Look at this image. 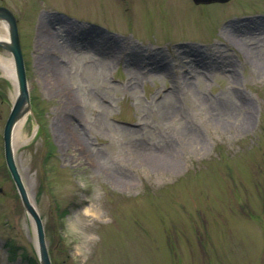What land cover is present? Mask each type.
I'll list each match as a JSON object with an SVG mask.
<instances>
[{
    "label": "rangeland",
    "instance_id": "obj_1",
    "mask_svg": "<svg viewBox=\"0 0 264 264\" xmlns=\"http://www.w3.org/2000/svg\"><path fill=\"white\" fill-rule=\"evenodd\" d=\"M0 6L31 94L15 161L52 264H264V0ZM16 92L0 69V264H33L6 246L37 257L5 162Z\"/></svg>",
    "mask_w": 264,
    "mask_h": 264
},
{
    "label": "water",
    "instance_id": "obj_2",
    "mask_svg": "<svg viewBox=\"0 0 264 264\" xmlns=\"http://www.w3.org/2000/svg\"><path fill=\"white\" fill-rule=\"evenodd\" d=\"M196 4H208L213 2L227 3L230 0H193ZM0 21L8 25V41L0 40V47L11 53L14 71H15V81L17 88V95L14 101L11 113L5 124L3 141H4V153L5 160L11 177L15 183L18 190L19 196L21 198L22 204L26 213L30 216L33 221L36 235H37V250L40 264H52L48 247L45 239V232L42 219L40 214L33 206L30 201L28 192L22 181V177L18 170L15 161V148H14V129L18 121L31 113V102L28 90V81L26 68L24 63V58L20 46V39L18 33L17 22L14 15L5 7H0ZM2 190L0 189V192Z\"/></svg>",
    "mask_w": 264,
    "mask_h": 264
},
{
    "label": "bare ground",
    "instance_id": "obj_3",
    "mask_svg": "<svg viewBox=\"0 0 264 264\" xmlns=\"http://www.w3.org/2000/svg\"><path fill=\"white\" fill-rule=\"evenodd\" d=\"M2 24H3L2 27H0V40L8 41L9 40L8 25H6L5 23H2ZM0 69L4 72V74L6 76H8L9 78L12 79V81L14 82V85L16 86L13 60H7V59L1 57V55H0ZM50 69L52 70L51 78H52L54 84L62 85L64 83V78H65L64 74L62 72H60V70L58 68H56L55 66L51 67ZM16 95H17V93H16ZM25 121H26V117L20 119L18 121V123L16 124V127L14 129L13 141H14V148L15 149L27 141V138H25V136L23 134V126L25 124ZM143 155H146V154L143 153ZM155 159L157 160V162L166 160L165 157H159V156L156 157ZM30 200H31V198H30ZM31 202H32L33 206L35 207V209L37 210L36 204L32 200H31Z\"/></svg>",
    "mask_w": 264,
    "mask_h": 264
},
{
    "label": "trees",
    "instance_id": "obj_4",
    "mask_svg": "<svg viewBox=\"0 0 264 264\" xmlns=\"http://www.w3.org/2000/svg\"><path fill=\"white\" fill-rule=\"evenodd\" d=\"M7 247L9 249V253H11V256L13 259L21 257L27 260L28 262L31 261L33 264H39L37 257H29L26 252H23L21 254L18 253L19 248H14L11 244H7Z\"/></svg>",
    "mask_w": 264,
    "mask_h": 264
}]
</instances>
